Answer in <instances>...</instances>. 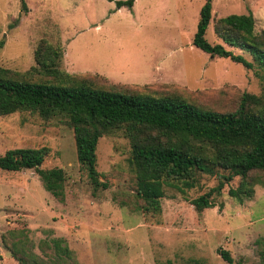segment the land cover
Wrapping results in <instances>:
<instances>
[{
    "label": "rangeland",
    "instance_id": "1",
    "mask_svg": "<svg viewBox=\"0 0 264 264\" xmlns=\"http://www.w3.org/2000/svg\"><path fill=\"white\" fill-rule=\"evenodd\" d=\"M114 1L23 0V12L21 0H0V68L23 81L58 83L35 60L37 48L48 45L62 52L61 71L98 89L177 97L217 113L235 112L243 94L264 97L256 75L264 72L192 46L205 0H136L133 10L117 9ZM250 13L259 34L264 0H213L206 40L221 44L212 31L216 20ZM225 48L251 61L247 52ZM43 147L49 154L41 168L65 174L64 199L46 192L33 170H0V264H18L2 237L8 245L24 241L22 234H9L24 228L27 249L47 263L57 261L53 240L61 239L71 252L61 264H227L219 249L234 264H264V173H251L253 197L240 203L229 195L239 177L227 183L228 172H197L194 188L181 194L180 183L165 186L161 213L145 214L138 209L142 203L127 163L130 145L122 132L98 141L97 171L107 189L96 192L77 161L73 131L63 116L0 117V156ZM219 183L223 188L213 194V208L196 211L190 200Z\"/></svg>",
    "mask_w": 264,
    "mask_h": 264
},
{
    "label": "trees",
    "instance_id": "2",
    "mask_svg": "<svg viewBox=\"0 0 264 264\" xmlns=\"http://www.w3.org/2000/svg\"><path fill=\"white\" fill-rule=\"evenodd\" d=\"M113 2L114 0H109ZM212 1L205 0L199 12L192 46L211 58H227L248 70L264 72V30L254 33L253 15H229L216 20L212 31L221 44L209 43ZM116 8L131 9L134 0L114 1ZM22 11L26 6L21 0ZM225 46L247 52L251 61L234 55ZM62 52L43 45L35 51L36 63L58 83H32L16 78L10 70L0 68V117L15 113H34L48 120L63 116L73 131L76 158L86 170L93 192L107 189L97 171V144L103 136L122 132L130 145L129 169L136 180L138 209L147 214L161 213L165 186L180 183L176 188H194L196 173L215 175L228 172V183L239 177L241 183L229 195L240 203L251 199V173H264V97L243 94L238 108L231 113L202 110L177 97L154 98L127 91L103 90L91 86L80 77L59 69ZM259 76L264 91V76ZM112 85V84H110ZM116 89H128L112 85ZM48 148H15L0 156V170L21 172L33 170L46 192L63 201L65 174L60 168L42 169ZM223 183L190 200L196 211L213 208L212 196L220 193ZM28 229L10 231L22 234L24 241L8 245L2 242L18 264H61L71 252L63 240H53L57 261L44 262L27 249ZM227 264H234L229 252L218 250Z\"/></svg>",
    "mask_w": 264,
    "mask_h": 264
},
{
    "label": "crops",
    "instance_id": "3",
    "mask_svg": "<svg viewBox=\"0 0 264 264\" xmlns=\"http://www.w3.org/2000/svg\"><path fill=\"white\" fill-rule=\"evenodd\" d=\"M136 5V0L134 1V3H133V6H132V10H133V8H134V6ZM108 80V79H107ZM110 81V80H109ZM158 82H160V81H158ZM162 82H165V81H162ZM154 83H156V82H154ZM117 84H119V83H117ZM121 85V84H120Z\"/></svg>",
    "mask_w": 264,
    "mask_h": 264
}]
</instances>
